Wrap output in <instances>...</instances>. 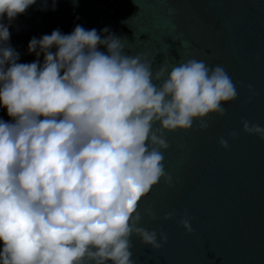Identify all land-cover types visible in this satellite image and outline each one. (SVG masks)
<instances>
[{"label": "clouds", "instance_id": "clouds-1", "mask_svg": "<svg viewBox=\"0 0 264 264\" xmlns=\"http://www.w3.org/2000/svg\"><path fill=\"white\" fill-rule=\"evenodd\" d=\"M36 2L0 0V108L9 117L0 118V264H135L132 237L153 250L168 239L142 225L158 217L139 208L162 180L178 182L165 168V134L206 130L237 85L222 65L194 57L153 71L155 57L129 54L107 27L33 37L36 59L19 63L9 28ZM241 124L264 140V127ZM237 135L217 143L227 150ZM179 215L190 234L188 211Z\"/></svg>", "mask_w": 264, "mask_h": 264}, {"label": "water", "instance_id": "water-1", "mask_svg": "<svg viewBox=\"0 0 264 264\" xmlns=\"http://www.w3.org/2000/svg\"><path fill=\"white\" fill-rule=\"evenodd\" d=\"M37 0L19 15L9 31L21 38L19 63H31L26 42L59 29L70 34L77 25L98 32L107 27L126 38L129 54L155 57L159 65L196 58L222 65L238 88L222 118L208 128L194 124L188 132L166 133V171L178 182L163 180L139 208H150L142 225L167 234L158 250L132 237L135 264H264V140L241 131V121L264 127V0ZM187 41L188 47L180 42ZM105 51V49H100ZM55 51V49H52ZM40 61H43L41 56ZM251 85L252 92L248 88ZM0 118L9 120L6 109ZM227 150L217 140L228 138ZM188 211L193 231L178 224ZM169 211L177 213L164 220ZM110 264V262H109Z\"/></svg>", "mask_w": 264, "mask_h": 264}, {"label": "flooded vegetation", "instance_id": "flooded-vegetation-1", "mask_svg": "<svg viewBox=\"0 0 264 264\" xmlns=\"http://www.w3.org/2000/svg\"><path fill=\"white\" fill-rule=\"evenodd\" d=\"M10 32H11V38H10V40H9V44H10L13 48H15V49L17 50V49L19 48L18 46H19L21 43H23V42L20 41L21 38H20V36H19L17 30L12 29V30H10ZM28 43H29V42H26V45H28ZM27 56H29V54H27Z\"/></svg>", "mask_w": 264, "mask_h": 264}]
</instances>
